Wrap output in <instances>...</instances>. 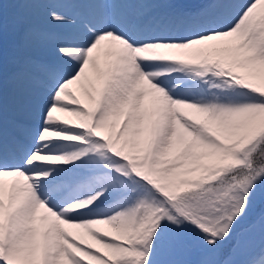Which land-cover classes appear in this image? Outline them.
Listing matches in <instances>:
<instances>
[{
	"label": "snow or ice",
	"instance_id": "obj_1",
	"mask_svg": "<svg viewBox=\"0 0 264 264\" xmlns=\"http://www.w3.org/2000/svg\"><path fill=\"white\" fill-rule=\"evenodd\" d=\"M0 264H264V0H0Z\"/></svg>",
	"mask_w": 264,
	"mask_h": 264
}]
</instances>
